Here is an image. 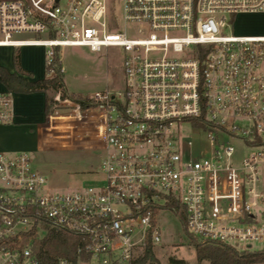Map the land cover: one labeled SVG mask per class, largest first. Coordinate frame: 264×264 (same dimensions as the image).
<instances>
[{
    "label": "built area",
    "instance_id": "obj_1",
    "mask_svg": "<svg viewBox=\"0 0 264 264\" xmlns=\"http://www.w3.org/2000/svg\"><path fill=\"white\" fill-rule=\"evenodd\" d=\"M240 12L264 0H0V46L43 47L50 75L62 47L116 48L124 77L76 96L84 108L62 87L48 112L58 132L72 103L80 124L60 135L100 150L94 184L51 191L29 152L0 151V264H43L34 242L50 230L76 242L57 264H129L161 242L163 212L201 241H264V35L234 34ZM10 104L0 93V123Z\"/></svg>",
    "mask_w": 264,
    "mask_h": 264
},
{
    "label": "rangeland",
    "instance_id": "obj_2",
    "mask_svg": "<svg viewBox=\"0 0 264 264\" xmlns=\"http://www.w3.org/2000/svg\"><path fill=\"white\" fill-rule=\"evenodd\" d=\"M116 9L120 12L119 5ZM259 24L258 17L241 14L234 29L240 32L252 30L262 32L263 30L259 29L262 25ZM57 55L63 67V73L59 72L64 83L63 89L70 94L65 93V97L67 96L70 100L76 96L78 98L79 95L87 96L95 91H115L123 86L121 55L116 48L95 52L86 47H62ZM54 94V91H49L52 101ZM71 106H73L72 103L63 102L58 109L59 117L57 118L63 119L65 123L57 126L58 132L45 131L41 126L39 130H34L33 135L28 133L21 138L25 146L21 150L29 152L33 168L45 177L46 186L51 191H74L80 186L94 184L98 176L95 174H97L101 158L100 150L83 145L82 142L79 143L80 139L72 142L64 140L66 136L60 135L62 134L60 131H65L63 128L69 127L66 124L74 126L80 124L71 116L74 113ZM51 107L52 103L48 112L51 111ZM57 122L61 124L59 120ZM17 151L19 150L11 152ZM258 169L257 188L264 194V164H259ZM159 225L162 234L161 242L153 246L155 259L148 260L146 264H170L169 257L183 259L186 264H208L206 260L196 259L194 248L187 240V232L173 214L163 212L159 218ZM262 248H264V241L253 243L249 247L251 250ZM90 264H96V260Z\"/></svg>",
    "mask_w": 264,
    "mask_h": 264
},
{
    "label": "trees",
    "instance_id": "obj_3",
    "mask_svg": "<svg viewBox=\"0 0 264 264\" xmlns=\"http://www.w3.org/2000/svg\"><path fill=\"white\" fill-rule=\"evenodd\" d=\"M55 59L56 63L60 65L61 60H59L57 53ZM14 64L18 65V55L14 56ZM48 69V66H46L47 72ZM0 82L6 88L7 92H45L46 113L52 103L49 91L56 92L58 89L64 87L62 75L59 73V70H56L51 76H46L35 81H29L16 73L7 72L2 66H0ZM65 93L66 91L62 89V97H65ZM72 100L80 103L81 108H84L85 105L82 101L77 98H72ZM187 240L189 244L193 246L198 261L206 260L208 264H264V248L258 250H251L249 248L238 250L227 244L201 241L190 235L188 232ZM75 250L76 242L73 238L53 230L48 231V234L41 240L34 242V251L37 253L43 264H57V257H65L75 262L77 258ZM81 257L84 261L89 260L88 255L83 254ZM154 259L153 245L148 240L141 254L131 259L129 264H146L148 260ZM168 262L170 264H186L185 260L175 257H169Z\"/></svg>",
    "mask_w": 264,
    "mask_h": 264
},
{
    "label": "crops",
    "instance_id": "obj_4",
    "mask_svg": "<svg viewBox=\"0 0 264 264\" xmlns=\"http://www.w3.org/2000/svg\"><path fill=\"white\" fill-rule=\"evenodd\" d=\"M241 14L258 17L259 25H262L259 29L263 31L252 30L240 32L234 29ZM254 23L257 22L254 21ZM232 27L234 34L237 35H264V12L236 13L232 17ZM15 55H18V65L14 64ZM45 58L44 48L40 46H0V66L7 72L16 73L29 81L51 76L50 74L46 75L48 72L46 71ZM6 91V88L0 82V93ZM10 93L12 119L9 122L0 123V151H25L21 150L25 147L23 144L24 140H21L23 135H28V133L33 135L34 130H39L41 126L45 131H48V112H45L46 93L42 91ZM58 120L61 122V124H57L58 126L65 124L63 119L57 118Z\"/></svg>",
    "mask_w": 264,
    "mask_h": 264
}]
</instances>
